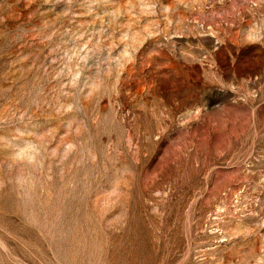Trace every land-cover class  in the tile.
<instances>
[{"label":"rangeland","instance_id":"rangeland-1","mask_svg":"<svg viewBox=\"0 0 264 264\" xmlns=\"http://www.w3.org/2000/svg\"><path fill=\"white\" fill-rule=\"evenodd\" d=\"M0 264H264V0H0Z\"/></svg>","mask_w":264,"mask_h":264}]
</instances>
